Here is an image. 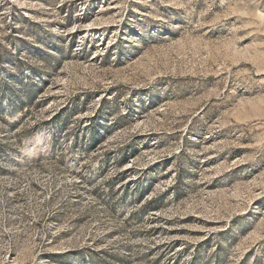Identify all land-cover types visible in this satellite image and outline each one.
I'll return each mask as SVG.
<instances>
[{
	"label": "rangeland",
	"instance_id": "374dc122",
	"mask_svg": "<svg viewBox=\"0 0 264 264\" xmlns=\"http://www.w3.org/2000/svg\"><path fill=\"white\" fill-rule=\"evenodd\" d=\"M0 264H264V0H0Z\"/></svg>",
	"mask_w": 264,
	"mask_h": 264
}]
</instances>
